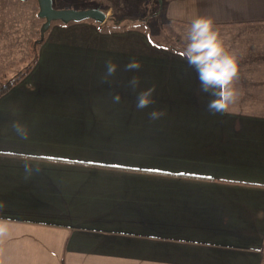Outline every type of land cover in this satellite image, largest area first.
<instances>
[{
    "label": "crops",
    "instance_id": "1",
    "mask_svg": "<svg viewBox=\"0 0 264 264\" xmlns=\"http://www.w3.org/2000/svg\"><path fill=\"white\" fill-rule=\"evenodd\" d=\"M52 2L137 17L145 0ZM21 3L0 0V61L8 38V53L20 46L12 32H28L12 19L3 30L2 6ZM158 7L184 30L213 20L239 65L237 101L210 112L195 70L140 31L90 20L49 27L36 64L0 97V264H264V0ZM109 60L117 71L105 82ZM131 60L138 71L125 70ZM151 87L155 102L137 109ZM153 110L164 115L152 121ZM20 153L44 161L27 179Z\"/></svg>",
    "mask_w": 264,
    "mask_h": 264
},
{
    "label": "clouds",
    "instance_id": "2",
    "mask_svg": "<svg viewBox=\"0 0 264 264\" xmlns=\"http://www.w3.org/2000/svg\"><path fill=\"white\" fill-rule=\"evenodd\" d=\"M184 40L185 45L179 51V55L195 70L200 90L212 97L207 104L208 110L213 114L229 113L231 105L237 101L239 96L234 87L235 81L239 78V65L236 57L226 50L213 20L209 17L194 18L185 33ZM140 67L139 62L131 60L125 65V70L138 71ZM116 71L117 65L109 60L106 63L105 82L108 81V78L113 77ZM128 83L129 87L135 91L140 81L138 77L133 76ZM154 92L155 87L140 91L136 96V108L142 110L153 104L155 102ZM112 100L113 103H119L121 95L116 93ZM163 115V111L153 110L149 113V119L155 121ZM11 127L21 140L28 139L29 129L26 125L20 121H13ZM16 155L23 161L26 179L34 172H38L41 164L44 163L42 157L36 154L20 153ZM0 207L3 205L0 204ZM6 233L7 225L0 223V235ZM252 250L260 251L259 249Z\"/></svg>",
    "mask_w": 264,
    "mask_h": 264
},
{
    "label": "rangeland",
    "instance_id": "3",
    "mask_svg": "<svg viewBox=\"0 0 264 264\" xmlns=\"http://www.w3.org/2000/svg\"><path fill=\"white\" fill-rule=\"evenodd\" d=\"M20 2H23L21 3V6L17 5L16 6L17 8L11 11V13L9 12V8H13V6L11 5L9 6L8 4L2 6L1 22L3 25V30L7 29V26L10 24L9 19H12V24L9 26H12L15 22L16 24H18V26L24 25L25 27H27L28 32L24 34L19 33L18 31L12 32V35L16 36L15 39L17 45L20 44V46L16 49L17 53L16 52H12V54L8 53L10 49L9 48L10 46L8 44L11 43L9 38H8L9 42L7 41L8 44L6 43L7 45L2 43L3 47H2V57L0 61V69H1L0 71H2L7 67L11 68L12 70H16L20 67L22 68L24 65V61L26 60L28 55V47L31 40H37L40 37L39 29L41 23L43 22V19L38 16L36 17V13L38 11L36 0H20ZM158 2H156V0H145L143 11L139 15L140 19L131 18L130 20H125L124 23L127 24V28H125L122 23L119 26L114 27L113 26L114 24H112L110 21H106L110 17L111 18L114 17V19H118V16H106V19L103 21L105 23L97 22L92 19H83L81 21L90 20L92 22L100 23L102 25V30L105 31H122L123 29H125L124 31L127 30L140 31L146 35L149 42L152 43L153 45H156L160 48H164V50L167 49V50H174L179 52L185 45L184 36L187 29H185L186 30L185 31L184 28L176 27L170 24L167 19L163 18V13L162 11L160 12V9L158 7ZM30 6L33 8L32 9L33 17H34L33 19H35V23L33 27L29 20V17L32 20L31 11L28 8ZM14 15L16 16L15 18H13ZM129 17H135V16H129ZM74 22H78V21H70L67 23H63L59 20H54L50 23L49 27L52 28L54 25L64 26L65 24L68 23L71 24ZM46 32L44 33L43 36L44 39ZM18 34H20V37L18 36ZM219 36L221 35L219 34ZM228 39H231V37H228L227 40ZM14 73L15 71L9 72V76H12Z\"/></svg>",
    "mask_w": 264,
    "mask_h": 264
},
{
    "label": "water",
    "instance_id": "4",
    "mask_svg": "<svg viewBox=\"0 0 264 264\" xmlns=\"http://www.w3.org/2000/svg\"><path fill=\"white\" fill-rule=\"evenodd\" d=\"M38 11L37 16L43 19L39 33L43 38L44 33L54 20H59L63 23L70 21H81L83 19H92L97 22H103L106 19V14L99 7H90L84 9L77 8H55L52 0H36Z\"/></svg>",
    "mask_w": 264,
    "mask_h": 264
},
{
    "label": "trees",
    "instance_id": "5",
    "mask_svg": "<svg viewBox=\"0 0 264 264\" xmlns=\"http://www.w3.org/2000/svg\"><path fill=\"white\" fill-rule=\"evenodd\" d=\"M158 2V0H156ZM133 19H140L139 16L137 17H129V16H120L118 19H114V17L108 18L106 21H110L113 26H119L121 23L125 28H127V24H125V20ZM105 23V22H103ZM44 42L43 38H38L37 40H31L29 47H28V55L26 60L24 61V65L21 68L16 70H12L11 68L7 67L0 71V97L4 95L7 91H9L15 84H17L36 64L38 59V50L40 45ZM15 71L12 76H9V72Z\"/></svg>",
    "mask_w": 264,
    "mask_h": 264
},
{
    "label": "snow or ice",
    "instance_id": "6",
    "mask_svg": "<svg viewBox=\"0 0 264 264\" xmlns=\"http://www.w3.org/2000/svg\"><path fill=\"white\" fill-rule=\"evenodd\" d=\"M49 159H52V157H48Z\"/></svg>",
    "mask_w": 264,
    "mask_h": 264
}]
</instances>
